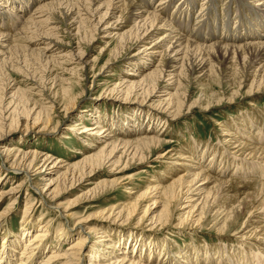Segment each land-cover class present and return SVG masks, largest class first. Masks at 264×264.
<instances>
[{
  "label": "bare ground",
  "instance_id": "6f19581e",
  "mask_svg": "<svg viewBox=\"0 0 264 264\" xmlns=\"http://www.w3.org/2000/svg\"><path fill=\"white\" fill-rule=\"evenodd\" d=\"M154 1L0 0V205L8 201L0 212V264H85L88 259L89 264H264L263 112L225 123L217 145L194 139L175 155L161 153L169 144L166 133L194 115L195 106L222 105L221 99L191 101L182 91L185 82L213 83L220 64L226 66L223 76L232 78L242 65L249 72L223 104L242 101V89L247 90L243 97L264 94V0H178L173 14L168 9L176 0ZM60 17L67 19L71 37L79 38L75 44H63L54 23ZM99 41L98 56L91 60ZM116 65L124 75L108 83L103 99L115 114L98 115L102 104L91 103L78 121L59 128L84 102L86 81ZM116 71L107 77L117 78ZM51 123L52 133L81 140L79 161L19 148L32 146L26 132L41 125L32 134L43 133ZM156 155L160 163L169 160L157 173L161 179H148L141 190L131 189L134 183L122 187L127 199L110 209L74 214L81 199L121 185L109 176L146 165ZM101 174L104 179L88 184L74 203H61L71 189ZM12 178L21 181L4 189ZM25 188L15 232L11 219ZM125 227L145 238L118 232ZM169 229L191 239L200 232L226 237L235 231L239 244L218 251L195 244L175 250Z\"/></svg>",
  "mask_w": 264,
  "mask_h": 264
},
{
  "label": "rangeland",
  "instance_id": "374dc122",
  "mask_svg": "<svg viewBox=\"0 0 264 264\" xmlns=\"http://www.w3.org/2000/svg\"><path fill=\"white\" fill-rule=\"evenodd\" d=\"M158 1L159 0H155L154 3L156 4ZM178 2L179 1L176 0L174 2V6L168 9L169 14L174 13L175 5ZM231 6H232L231 4L228 5V8H230ZM231 9L233 10L234 8H231ZM195 10H196V15H197V13L200 11V6L196 7ZM193 19L194 18L192 17L191 25H194ZM66 20L67 19H65L64 17L56 18L54 20L55 26H57V28L60 31L61 40L64 42L63 44H67V43L69 44L71 42L72 44H75V42L78 41L79 38L73 39L71 37L72 34L70 35V32H69V29H70V27L68 26L69 23ZM235 21L236 20H234L232 25L230 24L231 28H235ZM239 26L242 28V24H240ZM100 41L99 43H96L94 47H92L94 48L93 49L94 51L92 52L90 51L91 60H93L94 58L98 56V51H96V49L102 46ZM115 67L116 68L114 69H108L106 71H103L96 78L90 77V81H86V88L89 89L91 86L92 87L90 90L86 89V92L84 93V99H83L84 102L81 101L77 105L76 110H75V115L72 116V119L60 125L59 128H64V129L67 127L69 128L73 122L78 121L77 118L80 116L83 110H86V111L91 110L89 109V104L91 103L92 104H102L101 107L99 108L100 113H98V115L104 114L105 112L109 113V116H112L115 114V111L117 109H115V107L112 106L108 101H103V99L105 98L104 88L108 85V83L113 80H118L119 78H121V76L124 75L123 72H121L120 70L121 66L116 65ZM218 67H219V70L220 69L221 70L216 74L213 80V83L209 84L206 81H201V80H196L194 83V81L189 80L188 82H185V84L183 85L182 91H184L183 93H186L188 96L191 97L190 98L191 101L204 99L203 101H205L204 102L205 104H210V103L215 104L217 101H219V99H221L223 106L222 105L214 106V108L216 107L215 108L216 112L214 111V108L211 110H204L203 106L200 108L198 106H195L196 109L195 108L193 109L194 115L190 117L187 116L185 119L174 123L171 130H169L166 133L169 144L167 147H165L161 151V153L171 152V154L175 155L174 153H177L178 151H180L182 146H185L187 143H190L194 139L198 143H201L202 145H205L208 143H212L211 145H217L219 142V139L221 138V134L223 132V126L229 123L230 121L237 119L238 117H241L243 114H248V112L253 111V110L256 114L263 112L262 115L261 114L259 115L261 116L264 115V94L255 95L253 97H248V96L243 97V95L247 92V90L242 89L240 92L241 93L240 95H242V98H241L242 101H238L236 105H232L230 107H226L227 105H224L227 103L226 97H225L227 95L226 93L230 92L233 89H236L242 83L241 81L246 77L249 71L247 69H244L242 65H240L237 68L235 75L231 78L230 76L229 77L223 76L224 74L223 72H225L224 68H226L225 65L222 66L220 64ZM111 70H115V71L117 70L116 71V73L118 74L117 78L111 79L107 77ZM220 74L222 76H220ZM14 78L18 80L20 79L19 81H21L20 84L22 85L23 88L28 87V84L26 85L25 82L24 84L21 78L17 76H14ZM229 78L235 83V85L228 83ZM37 79H40V78L37 77ZM45 81H46L45 78L40 80L41 83ZM91 82H94V84L91 85ZM202 90L203 91L205 90V92H203ZM210 90L212 92L211 94L214 93L215 96L212 97L209 94ZM48 93L49 91L46 92V94ZM210 112L212 113L210 114ZM40 126L41 125H38L36 128H34L33 132L38 131ZM48 128L49 129L47 131L36 134V135L32 134L33 132L31 134L29 133V131L26 132L28 136L27 139L32 142V146L29 145L31 146L32 150L29 149L28 144L22 145V147L20 146L19 148L24 149L26 152L30 150L31 152L33 151H37L40 153L44 152L47 155L51 153L50 156L52 155L54 156V158H59L64 161L70 160L69 161L70 163H76L77 161H79V159H81L80 158L81 155H78V154L80 152L82 153V151L84 150L83 143L81 142V140L75 139L73 138V136H65L64 134L65 132L63 131L59 132V134L52 133L51 132L52 131L51 129L53 128L52 123L49 124ZM16 133H18V135H15V136L21 137L20 132H16ZM17 137H10L9 139H13ZM74 140L75 142H73ZM5 142L6 143L4 144H7L9 141L7 142L6 140ZM157 158H158L157 155L154 156L153 159L146 165L132 166V167L128 166L125 169V171H122L123 169L121 168L120 170L116 172V174L114 173L115 175L109 176L110 177L108 178L109 181L121 180L119 182V184L121 185H118L116 183L117 187H115L116 189L114 191H111L106 194H98L94 196H89L87 199H81V201L79 202L76 201L77 205L74 209V214L78 216H82L85 214L96 213L101 210L110 209L113 206H117L118 204H121L127 199L126 196L128 194L123 191L125 189H122V187L127 186L130 183L132 184L134 183V186H131V187L128 186V187H130L131 189H133V187L135 188L138 187L139 190H141L144 187L148 186L149 184L148 179H153L154 181L161 179V177L158 176V174H161L162 171H165L167 164L169 163V160H162L163 162L160 163V160L158 161ZM103 176L104 174H101L100 176L95 177V179H92L93 181L86 182V185L83 186V188L81 187L77 189H71V191H69L67 194L64 195L61 203L66 204L67 206L72 204V202L74 203V201L77 198H79L81 195H83V193L87 191V188L91 187L88 184H93V183H96L104 179ZM20 181L21 179L13 180L12 178V180L10 181L8 180L7 182L4 183L3 188L9 190L13 185H15L16 183ZM27 189L28 188H25L23 192L19 195L20 206H18L19 208H17V212L13 215V218L11 219V223H12V226L14 225L13 229L15 232L19 230L18 227L20 226V223H21V215L19 213L24 209V206L26 203L25 201H26L27 194H28ZM32 195L35 198H37L36 193H33ZM7 204H8V201L0 205V212L4 210ZM40 214H41V210L38 211V213L36 214V217L39 218ZM136 225H138V222L136 223ZM121 231L122 232L120 231L118 232L126 234V236L127 234L129 235L135 234V236H137L139 240L141 238H145V235L141 234L140 230L135 229L134 227H125V229ZM168 231L174 234V237L169 236L168 238L169 240H171L169 242H172L170 245H172L173 249L175 250L177 249L180 251L189 250L190 247H193V244H195L196 246L197 245L202 246L203 248L209 249L211 251H215V249L221 250V249H224L225 247L236 248L238 246L237 244H239V241L236 238L237 235H234L235 231L229 233L228 235H226V237H219L215 232H200V233L197 232L198 234L194 235V238H193L194 240L188 236H184V233L182 234V232H178L177 230L169 229ZM166 232L163 233L162 235L166 236ZM192 233L194 232L188 233L187 235L189 234L192 235ZM163 237H162V240H163ZM169 242L167 244H169ZM67 247H68V244H64V248H67ZM41 260L42 259L38 260V262L39 261L41 262ZM85 264H89V259L86 261Z\"/></svg>",
  "mask_w": 264,
  "mask_h": 264
}]
</instances>
